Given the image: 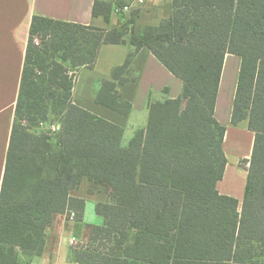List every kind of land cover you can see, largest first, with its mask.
Segmentation results:
<instances>
[{
	"label": "trees",
	"instance_id": "obj_1",
	"mask_svg": "<svg viewBox=\"0 0 264 264\" xmlns=\"http://www.w3.org/2000/svg\"><path fill=\"white\" fill-rule=\"evenodd\" d=\"M122 0H94L108 21ZM158 25L130 36L96 104L127 116L133 54L142 47L182 82L175 99L150 103L144 128L121 144L123 128L72 101L75 72L92 68L103 44L125 43L134 13L102 29L33 15L0 189V264L17 251L39 255L55 213L81 220L82 179L103 185L101 225L74 250L81 264H264V0H172ZM134 11V10H133ZM38 39V41H36ZM226 53L240 56L231 124L254 133L241 204L216 188L226 166V127L214 116ZM57 118V131L33 129Z\"/></svg>",
	"mask_w": 264,
	"mask_h": 264
},
{
	"label": "crops",
	"instance_id": "obj_2",
	"mask_svg": "<svg viewBox=\"0 0 264 264\" xmlns=\"http://www.w3.org/2000/svg\"><path fill=\"white\" fill-rule=\"evenodd\" d=\"M122 1L124 5L129 3V0ZM93 2L94 0H0V189L33 15L108 30L119 28L134 13L128 26L129 31L125 35V43L103 44L92 68L80 67L76 70L72 89V101L76 105L123 128L121 137L123 146L138 130L146 126L150 103L175 99L181 94V80L172 74L150 50L142 47L131 58L126 73L127 82L119 87L122 99L131 103L129 114L121 115L94 102L95 93L101 82L110 76L113 67L122 64L134 51L135 47L130 43V36L139 34L144 26L158 25L162 19L171 15L173 6L172 0H144L134 11L124 12L123 16L113 10L109 20L105 21L100 16H92ZM240 63V56L225 54L214 107L215 118L226 127L223 144L228 137L227 125H232L231 113ZM82 80L84 84H81ZM171 83L177 85L176 94H173V88L170 91ZM238 125L245 126L243 122ZM253 137L252 132L251 149L244 158H248L251 154ZM239 166L238 161L237 170L241 169ZM227 174L226 159L223 176L217 182L216 188L220 194L236 198L240 205L245 183L241 185V182L234 177L235 172L229 173L228 179H226ZM244 174L246 177L247 170H244ZM71 195L84 199L82 219H74L72 213L70 216L66 213H55L51 224L45 230L41 253L28 256L19 250L18 264H81L74 260L73 252L88 242L92 226L103 223V217L95 210L96 204L109 202L111 198L103 185L93 183L87 178L82 179L79 187L71 191Z\"/></svg>",
	"mask_w": 264,
	"mask_h": 264
},
{
	"label": "rangeland",
	"instance_id": "obj_3",
	"mask_svg": "<svg viewBox=\"0 0 264 264\" xmlns=\"http://www.w3.org/2000/svg\"><path fill=\"white\" fill-rule=\"evenodd\" d=\"M118 14L123 16L124 12ZM36 41H38V39H36ZM74 75H76V72ZM81 84H84L83 80L81 81ZM172 88L174 89L173 94H176L175 90L177 88V85L175 83H171L170 91L172 90ZM181 90L182 87L180 86V92ZM51 125H56V126L59 125L57 118H55V116L53 115H50L48 121L42 123L41 125L38 126V128H34L33 130L37 133H43L45 131H49ZM227 127H228V133H227L228 137L225 139V144H223V152L227 159L228 174L226 179L230 177L229 173L235 172L236 175L234 177H236L238 181L241 182L242 185V183H245V179H246L244 170H247L249 166L247 163L249 161L250 155L248 156V158H244V157L246 154L249 153V149H251L252 131L249 130L244 125L233 126L229 124L227 125ZM238 161L240 164L239 167L241 168L239 170H237Z\"/></svg>",
	"mask_w": 264,
	"mask_h": 264
},
{
	"label": "built area",
	"instance_id": "obj_4",
	"mask_svg": "<svg viewBox=\"0 0 264 264\" xmlns=\"http://www.w3.org/2000/svg\"><path fill=\"white\" fill-rule=\"evenodd\" d=\"M144 0H129V3L123 5L122 8H117L115 9V11L118 13L120 12H127V11H132V10H135L136 7L140 6L142 3H143ZM59 128V125H51L50 126V131H56L58 130ZM249 165V162L247 163ZM72 241V240H71Z\"/></svg>",
	"mask_w": 264,
	"mask_h": 264
}]
</instances>
